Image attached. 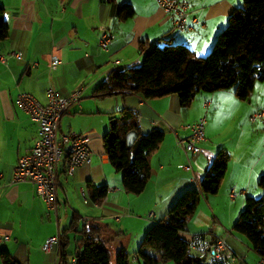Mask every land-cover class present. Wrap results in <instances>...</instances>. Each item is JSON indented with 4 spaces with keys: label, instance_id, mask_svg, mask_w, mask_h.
Returning a JSON list of instances; mask_svg holds the SVG:
<instances>
[{
    "label": "crops",
    "instance_id": "obj_1",
    "mask_svg": "<svg viewBox=\"0 0 264 264\" xmlns=\"http://www.w3.org/2000/svg\"><path fill=\"white\" fill-rule=\"evenodd\" d=\"M188 2L192 28L181 31L174 28L171 15L160 9L156 0H117L113 4H103L101 0H0L10 26L8 39L0 43V55L5 57V61L0 59V264H3V249L13 258L24 251L25 263L22 264H54L61 258V244H53L49 253L43 250L48 239L57 233L55 211L48 208L34 185L12 183L19 158L37 143L40 128L20 109L17 98L21 93H30L46 103V91L51 86L63 96L84 89L81 106H73L62 117L60 133L87 136L92 148L90 162L73 175L67 172L66 157L61 163L62 232L74 217L79 218L81 225L94 222L100 228V240L109 249L111 259L124 249L131 255L133 264H143V259L136 257L141 240L133 244L129 236L131 224L142 222L150 228L159 223L180 195L199 188L210 163L219 150L225 149L231 161L217 194L222 191L226 196L230 220L226 222L215 214L220 225L209 232L187 223L181 237L191 241L195 235L227 236L229 245L245 264H258L262 259L243 237L234 236L229 227L230 221L236 220L244 209L247 198L260 196L258 182L264 173V125L260 121L252 122L251 117L264 108V81L256 84L249 100H239L233 90H220L200 93L190 107H183L177 96L144 99L128 94L101 98L95 94L96 87L112 70L139 66L143 62L142 43L160 47L165 43L182 44L196 56L205 57L228 26L233 12L243 5V0ZM123 3H130L135 9V15L128 20L118 18L119 6ZM103 28L112 34L107 50L99 47ZM15 53H22V59ZM52 57L61 60L56 70L50 68ZM116 61L119 66L115 65ZM125 108L139 114L142 133L155 128L165 132L161 148L150 158L152 169L148 186L153 189L155 200L144 210L139 209L136 195L124 190L122 174L111 165L105 149L104 136L110 119ZM229 113V120L236 121L238 129L224 136V121ZM204 118L209 127L206 140L200 144L201 153L187 154L177 141L190 136V131L184 129L186 125ZM218 118L222 124L217 130L214 123ZM244 126L249 132L242 133ZM102 187L108 189V195L101 203L95 202L93 190ZM205 198V202L212 205L210 197ZM216 200L220 199L213 197V202ZM149 211L145 220H138L142 217L138 214ZM111 222L119 226L113 228ZM116 240L121 242L115 247ZM78 248L76 235L72 233L66 249L68 255L76 253ZM249 251L257 256L251 263L246 260ZM145 252L154 253L153 250Z\"/></svg>",
    "mask_w": 264,
    "mask_h": 264
},
{
    "label": "trees",
    "instance_id": "obj_2",
    "mask_svg": "<svg viewBox=\"0 0 264 264\" xmlns=\"http://www.w3.org/2000/svg\"><path fill=\"white\" fill-rule=\"evenodd\" d=\"M113 4L117 0H101ZM135 15L134 6L123 3L118 18L128 20ZM10 34L5 8L0 5V43ZM144 60L141 66L112 70L106 80L95 89L98 97L135 94L144 99L177 96L183 107H190L200 93L233 90L237 98H251L255 86L264 81V0H243L229 19L228 26L218 35L212 51L205 57L182 44L163 47L141 44ZM120 118H111L104 136L106 153L114 169L122 174L123 188L127 193L140 195L151 179V155L157 153L165 140V132L155 128L142 133L139 114L125 108ZM136 133L139 137L134 140ZM230 153L219 150L210 163L199 188H193L178 197L166 217L153 224L145 234L136 257L143 264L174 262L175 264H202L190 256L189 244L181 237L188 221L194 216L203 197L219 192L226 175ZM258 186L259 197H248L233 231L243 237L250 247L264 259V173ZM108 189L93 190L95 202H102ZM76 235L78 251L68 255L69 234ZM144 250H153L148 254ZM3 264H22L3 249ZM75 258L74 263L72 259ZM61 264H112L111 254L100 240V228L94 222L80 224L74 217L63 230ZM115 264H133L131 255L119 250Z\"/></svg>",
    "mask_w": 264,
    "mask_h": 264
},
{
    "label": "built area",
    "instance_id": "obj_3",
    "mask_svg": "<svg viewBox=\"0 0 264 264\" xmlns=\"http://www.w3.org/2000/svg\"><path fill=\"white\" fill-rule=\"evenodd\" d=\"M160 9L170 14L174 28L185 31L191 29L189 23L191 8L188 0H156ZM195 21V20H194ZM112 40V34L102 29L99 47L107 50ZM22 59V53L14 54ZM5 61V57L0 55ZM61 60L52 57L50 68L56 70ZM119 66V61L115 62ZM37 63L33 64L36 67ZM84 89L63 96L54 87L46 91L47 101L41 102L30 93H21L17 98L20 109L26 112L32 120L39 124V139L37 143L19 158L13 171L12 183H30L34 185L48 208L57 215V234L48 239L43 247L46 253L51 251L53 244H61L62 219L59 216L61 201L59 199V172L65 157L68 159L67 172H74L90 162L92 148L90 138L74 133L61 134L60 121L75 106H81ZM207 106H209L207 104ZM252 122H262L264 125V108L257 110L251 117ZM206 119L186 125L185 130L190 131L187 139H178L177 144L187 154L201 153L200 144L206 140ZM190 169L189 166H181ZM236 195L232 192V198ZM107 202V201H106ZM190 256L202 264H245L242 258L231 248L227 236L212 237L211 235H195L189 244ZM60 255V251H59ZM72 261L75 263L76 259ZM54 264H61L60 261ZM258 264H264L262 258Z\"/></svg>",
    "mask_w": 264,
    "mask_h": 264
},
{
    "label": "rangeland",
    "instance_id": "obj_4",
    "mask_svg": "<svg viewBox=\"0 0 264 264\" xmlns=\"http://www.w3.org/2000/svg\"><path fill=\"white\" fill-rule=\"evenodd\" d=\"M165 45H167V44L165 43L161 47H163ZM207 55H204V56H207ZM141 65H142V63L139 66H141ZM228 112H230V110ZM120 116H121V113H115L111 118L118 119V118H120ZM225 118H226V120L224 121V123H226V124L224 125V130H223L224 136H228V135L232 134V132H234V131L237 132V129H238L237 122L234 120H229L231 118V114L229 113ZM221 124H222V120H220L218 118V120L215 121L214 126L218 130L219 128L221 129V127H220ZM208 127H209V125L206 126V128H208ZM245 132H249V129L247 128V126L243 127L242 133H245ZM164 194H165V196L167 195V190L164 191ZM260 194H261V191H260ZM255 196H256L255 198L258 197V195H255ZM134 197H137L136 203L139 206V209H142V210L146 209L148 206H151L155 200L154 191L152 188H150V186H148V189L145 193H142L140 195H136ZM209 197H210V200L212 201V205H209L207 202H205L206 198L204 197L202 202L199 204L197 211L194 214L193 218H191L190 221L188 222L189 225L194 226V227H198L199 229L207 230V232H209L210 229H214V230L217 229L218 226L220 225L219 221L215 217V214H217L220 218H222L226 222H229V220H230V217H229V214L227 211L228 201H227L226 196L222 193V191L216 195H209ZM213 197L218 198L220 200H216L215 202H213ZM219 202H220V204H219L220 206L218 208ZM133 212H136V210H133ZM149 213H150V211L138 214L139 216H142V217L138 218V220H141V219L145 220ZM54 214H55V212H54ZM240 214L241 213L239 212L237 217H236L237 218L236 220L232 219V221H230V222H232V223H230L231 224L229 227L230 230L233 229V226L237 222ZM131 215H133V214H131ZM55 222H56V220H55ZM110 224L112 225L113 228L119 226V224H117L115 222H111ZM61 225H62V227H64L63 222L61 223ZM131 227H132V229H131L132 231H131V235L129 234V236L130 237L132 236L133 244H135V242H138L137 244H139V240H141L140 244H142L144 236L150 228L147 227V225H145L142 222L132 223ZM56 232H57V229H56ZM71 235L72 234L70 233L69 236H71ZM233 235L237 236L238 234L236 232H234ZM120 242H121V240L114 241L115 247ZM244 242L246 244L250 245L245 239H244ZM139 246L137 247V249L139 248ZM114 249H116V248H114ZM249 252L246 253L247 255L249 254V256L246 255V260H247V262L251 263L254 260L253 257L257 258V256H256L255 252H253V251H249ZM25 255H26L25 252L21 251V252H18L14 258L16 260H19L20 263L21 262L25 263V258H24ZM112 264H115V257H112ZM164 264H175V263L170 261V262H164Z\"/></svg>",
    "mask_w": 264,
    "mask_h": 264
},
{
    "label": "water",
    "instance_id": "obj_5",
    "mask_svg": "<svg viewBox=\"0 0 264 264\" xmlns=\"http://www.w3.org/2000/svg\"><path fill=\"white\" fill-rule=\"evenodd\" d=\"M129 136H134V140L138 139V135L136 133H131Z\"/></svg>",
    "mask_w": 264,
    "mask_h": 264
}]
</instances>
